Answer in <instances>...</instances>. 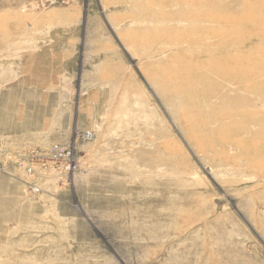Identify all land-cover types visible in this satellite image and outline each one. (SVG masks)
<instances>
[{
    "label": "rangeland",
    "instance_id": "374dc122",
    "mask_svg": "<svg viewBox=\"0 0 264 264\" xmlns=\"http://www.w3.org/2000/svg\"><path fill=\"white\" fill-rule=\"evenodd\" d=\"M0 264H264V0H0Z\"/></svg>",
    "mask_w": 264,
    "mask_h": 264
}]
</instances>
